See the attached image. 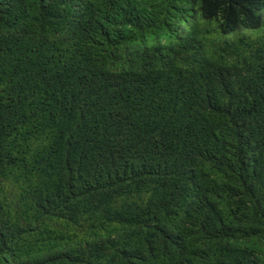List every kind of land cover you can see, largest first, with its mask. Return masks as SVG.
Masks as SVG:
<instances>
[{
    "label": "trees",
    "instance_id": "trees-1",
    "mask_svg": "<svg viewBox=\"0 0 264 264\" xmlns=\"http://www.w3.org/2000/svg\"><path fill=\"white\" fill-rule=\"evenodd\" d=\"M0 264H264V0H0Z\"/></svg>",
    "mask_w": 264,
    "mask_h": 264
}]
</instances>
